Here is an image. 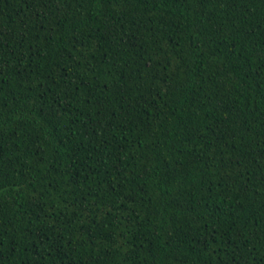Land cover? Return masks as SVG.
Here are the masks:
<instances>
[{
    "label": "trees",
    "instance_id": "trees-1",
    "mask_svg": "<svg viewBox=\"0 0 264 264\" xmlns=\"http://www.w3.org/2000/svg\"><path fill=\"white\" fill-rule=\"evenodd\" d=\"M0 264H264V0H0Z\"/></svg>",
    "mask_w": 264,
    "mask_h": 264
}]
</instances>
